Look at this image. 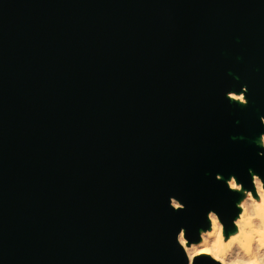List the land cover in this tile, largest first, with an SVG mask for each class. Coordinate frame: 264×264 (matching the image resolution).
Returning a JSON list of instances; mask_svg holds the SVG:
<instances>
[{
  "label": "water",
  "instance_id": "1",
  "mask_svg": "<svg viewBox=\"0 0 264 264\" xmlns=\"http://www.w3.org/2000/svg\"><path fill=\"white\" fill-rule=\"evenodd\" d=\"M261 116L264 0H0V264H187Z\"/></svg>",
  "mask_w": 264,
  "mask_h": 264
},
{
  "label": "clouds",
  "instance_id": "2",
  "mask_svg": "<svg viewBox=\"0 0 264 264\" xmlns=\"http://www.w3.org/2000/svg\"><path fill=\"white\" fill-rule=\"evenodd\" d=\"M247 87L228 91L226 97L233 103L247 106ZM264 124V116L260 117ZM260 149H264V132L258 140H253ZM264 155V152H260ZM250 187L235 175H229L224 183L229 192H235L239 198L233 202L235 209L230 222L226 223L221 214L213 208L206 212V226L197 229L198 239L189 240L187 231L181 227L175 240L182 249L187 264L196 260H208L212 264H264V177L252 168L248 169ZM216 179H221L217 174ZM168 202L173 211H183L185 205L175 196H169Z\"/></svg>",
  "mask_w": 264,
  "mask_h": 264
},
{
  "label": "bare ground",
  "instance_id": "3",
  "mask_svg": "<svg viewBox=\"0 0 264 264\" xmlns=\"http://www.w3.org/2000/svg\"><path fill=\"white\" fill-rule=\"evenodd\" d=\"M258 138H259V136L257 137V139H256V140H258Z\"/></svg>",
  "mask_w": 264,
  "mask_h": 264
}]
</instances>
